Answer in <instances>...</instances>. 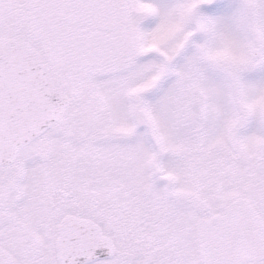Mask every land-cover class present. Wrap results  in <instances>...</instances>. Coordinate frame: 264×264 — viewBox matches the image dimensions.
<instances>
[{
    "label": "snow or ice",
    "instance_id": "6c2138e0",
    "mask_svg": "<svg viewBox=\"0 0 264 264\" xmlns=\"http://www.w3.org/2000/svg\"><path fill=\"white\" fill-rule=\"evenodd\" d=\"M0 264H264V0H0Z\"/></svg>",
    "mask_w": 264,
    "mask_h": 264
}]
</instances>
